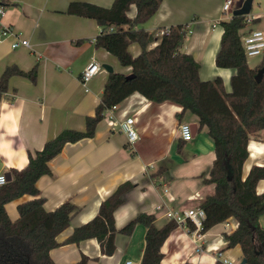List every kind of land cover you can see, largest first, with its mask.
I'll return each mask as SVG.
<instances>
[{"label":"crops","instance_id":"crops-1","mask_svg":"<svg viewBox=\"0 0 264 264\" xmlns=\"http://www.w3.org/2000/svg\"><path fill=\"white\" fill-rule=\"evenodd\" d=\"M6 2L0 26H10L30 47L12 50L11 40L0 44V77L7 66L16 65L25 71L38 68L36 83L26 77H13L9 91L0 103V174L12 169L23 170L29 154L40 151L44 144L63 130L85 131L86 119L94 116L101 102L110 72L129 75L124 67L107 50L97 49L95 39L100 27L94 19L68 15L72 2H90L110 8L111 1L97 0H0ZM227 0H163L159 10L142 28L160 38V30L188 25L181 52L191 54L200 64V79H223L225 89L231 92L234 71L218 68L215 59L224 33L221 21H229L233 12L246 0H234L232 8L224 13ZM132 6L129 16L136 17ZM244 31H264V0H254ZM159 33V34H158ZM157 44L154 41L151 48ZM136 58L142 52L138 44L129 47ZM262 57L248 60L250 68L261 64ZM91 62L102 66L86 88L81 82L83 71ZM182 107L176 103H154L140 93L128 97L109 118L101 121L96 135L74 144L49 163L51 174L37 182L39 197L44 198L46 211L53 212L70 201L79 208L71 227L58 237L59 246L50 256L55 264H77L83 257L88 264H125L127 260L140 264L145 251L146 228L138 225L133 234L116 236V252L103 255L96 238L77 243L67 240L76 227L96 217L100 206L120 186L131 182L135 188L128 191L125 203L116 210L115 227L123 229L139 214L154 215L159 228L170 222L167 210L184 212L200 208L213 194L214 184H207L216 158L213 139L207 127H199V118L186 112L179 120ZM135 118L139 140L130 145L121 124ZM190 124L194 137L178 151L179 124ZM249 158L243 169V178L254 166H264V131L260 138L249 142ZM166 169L164 173L160 169ZM264 193V180L258 183L257 194ZM34 199L31 196L10 202L8 216L16 221L18 206ZM159 207H161L159 209ZM232 226L235 219L226 220ZM225 223L212 227L207 233H191L179 225L162 245L161 264H218L217 255L234 264H242L240 246L228 248Z\"/></svg>","mask_w":264,"mask_h":264},{"label":"trees","instance_id":"trees-1","mask_svg":"<svg viewBox=\"0 0 264 264\" xmlns=\"http://www.w3.org/2000/svg\"><path fill=\"white\" fill-rule=\"evenodd\" d=\"M162 2L116 0L110 8L87 1L70 4L68 15L94 19L100 27L95 47L107 50L120 65L130 67L133 77L128 79L123 73H110L95 115L86 119L85 131L63 130L57 138L48 140L40 151L30 153L23 170L10 171L12 179L0 188V264H55L50 252L59 246L58 237L71 227L79 208L67 201L53 212L46 211L37 182L51 174L49 163L67 144L93 138L106 111L121 105L135 93L154 103H176L182 107L180 121L186 112H190L199 118L200 128L207 127L216 158L205 183L214 184L215 190L200 206L206 213L201 233L233 218L238 222V229L226 234L228 248L240 246L247 264H264V226L261 225L264 193L257 194L258 183L264 180V166H254L246 179L243 178L244 165L249 158L248 144L259 139L264 131V55L259 66L250 68L241 43L248 16L221 21L224 33L215 63L220 69L235 72L231 78V92L226 91L223 79L202 81L200 64L191 54L181 52L189 29L187 24L170 27L169 33L160 38L142 28L153 19ZM0 3L2 6L8 4ZM132 6L137 9L134 19L128 15ZM154 41L157 44L151 48ZM132 44L142 48L136 58L129 49ZM261 70L262 79L257 81L255 77ZM37 75V67L25 71L16 65L7 66L0 77V103L9 91L13 77H26L36 83ZM184 143L180 139L179 152ZM159 171L164 173L166 169ZM135 187L131 182L120 186L101 204L96 217L76 227L67 242L96 238L103 255L110 257L117 249V234L131 235L138 225H142L147 233L140 264H161L162 245L179 226L177 222L170 221L158 228L154 215L142 213L120 231L115 227L114 213L125 203V194ZM25 195L34 199L18 206L19 217L13 221L6 206ZM185 227L191 233L195 231L190 222ZM77 264H88V258L83 257Z\"/></svg>","mask_w":264,"mask_h":264},{"label":"built area","instance_id":"built-area-1","mask_svg":"<svg viewBox=\"0 0 264 264\" xmlns=\"http://www.w3.org/2000/svg\"><path fill=\"white\" fill-rule=\"evenodd\" d=\"M114 2L116 0H110ZM234 4V0H227L223 6V12H228ZM5 7L0 8V21L1 17L4 16ZM252 20L248 16L247 23L250 24ZM188 33L191 32L190 29L187 30ZM169 33L168 29L160 30V35L164 36ZM6 40H11V48L12 50L20 49L21 47L29 48L30 41L28 39L23 38L22 35H19L12 27L10 26H0V44H2ZM242 45L245 48L247 60L254 59L255 57H263L264 55V31L261 30H253L242 36ZM102 69L97 62H91L87 68L83 71L81 82L87 88L89 82L96 77ZM119 106H114L111 109L106 111L105 118H109L111 124L113 123V113L118 109ZM136 120L135 118H127L122 124V130L128 136V142L132 146L139 140V134L135 128ZM180 139L184 142H189L194 137V131L190 124L181 123L178 127ZM6 174H0V188L7 184ZM161 207H159L160 209ZM166 216L170 219V221H175L178 225L186 226L188 222L195 226V231H202L203 223L206 219V213L204 210L200 208L180 212H174L173 210H167ZM225 229L234 232L238 229V222H235L232 226L228 221H225ZM217 261L222 262L223 264H234L228 258L225 259L222 257V254L219 253L217 256ZM125 264H135L131 260H127Z\"/></svg>","mask_w":264,"mask_h":264},{"label":"water","instance_id":"water-1","mask_svg":"<svg viewBox=\"0 0 264 264\" xmlns=\"http://www.w3.org/2000/svg\"><path fill=\"white\" fill-rule=\"evenodd\" d=\"M254 0H246L243 5L241 7H239L238 9H236L233 13V17L236 16H249L251 15V10H252V5H253ZM110 73L113 72V69L110 66L105 65V67ZM262 75H263V70L259 71V73L256 75V80L257 81H261L262 79ZM133 77L132 74L127 75L128 79H131ZM7 177V182L10 181L12 179V174L11 172H8V174H6ZM242 264H247V261L245 259L242 260Z\"/></svg>","mask_w":264,"mask_h":264},{"label":"rangeland","instance_id":"rangeland-1","mask_svg":"<svg viewBox=\"0 0 264 264\" xmlns=\"http://www.w3.org/2000/svg\"><path fill=\"white\" fill-rule=\"evenodd\" d=\"M98 2H105V1H110V0H97ZM261 225L264 226V217L261 219Z\"/></svg>","mask_w":264,"mask_h":264},{"label":"bare ground","instance_id":"bare-ground-1","mask_svg":"<svg viewBox=\"0 0 264 264\" xmlns=\"http://www.w3.org/2000/svg\"><path fill=\"white\" fill-rule=\"evenodd\" d=\"M115 2V1H114ZM159 34V33H158ZM242 43V42H241ZM192 226H193V224H192ZM194 230V229H193ZM203 233V232H202Z\"/></svg>","mask_w":264,"mask_h":264}]
</instances>
